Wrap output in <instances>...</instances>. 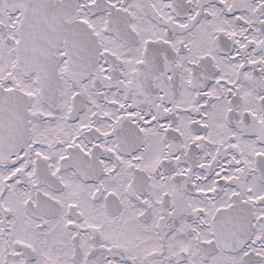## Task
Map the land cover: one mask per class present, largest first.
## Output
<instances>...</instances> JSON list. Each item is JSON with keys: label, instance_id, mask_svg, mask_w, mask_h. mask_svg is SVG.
Instances as JSON below:
<instances>
[{"label": "snow or ice", "instance_id": "snow-or-ice-1", "mask_svg": "<svg viewBox=\"0 0 264 264\" xmlns=\"http://www.w3.org/2000/svg\"><path fill=\"white\" fill-rule=\"evenodd\" d=\"M0 264H264V0H0Z\"/></svg>", "mask_w": 264, "mask_h": 264}]
</instances>
